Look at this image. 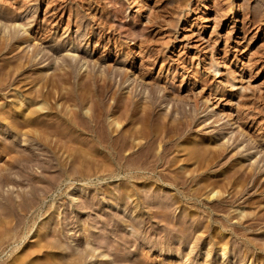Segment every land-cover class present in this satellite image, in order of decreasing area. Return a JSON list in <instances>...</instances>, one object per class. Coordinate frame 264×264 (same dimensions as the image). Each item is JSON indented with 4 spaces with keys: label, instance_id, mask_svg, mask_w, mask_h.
<instances>
[{
    "label": "rangeland",
    "instance_id": "obj_1",
    "mask_svg": "<svg viewBox=\"0 0 264 264\" xmlns=\"http://www.w3.org/2000/svg\"><path fill=\"white\" fill-rule=\"evenodd\" d=\"M263 111L264 0H0V264H264Z\"/></svg>",
    "mask_w": 264,
    "mask_h": 264
},
{
    "label": "bare ground",
    "instance_id": "obj_2",
    "mask_svg": "<svg viewBox=\"0 0 264 264\" xmlns=\"http://www.w3.org/2000/svg\"><path fill=\"white\" fill-rule=\"evenodd\" d=\"M49 1H50V0H49ZM132 1L134 2V0H131V2H132ZM107 3H108V2H107ZM131 4H132V3H131ZM131 4H130V5H131ZM102 9H103V8H102ZM102 9H101V10H102ZM113 9H114V8H113ZM99 10H100V9H99ZM109 10H110V9H109ZM239 10H240V8L238 7V5H236V6H235V11H234V13L238 12ZM136 12H137V10H135V12L132 13V15H130V16H132L131 18H133V21H134V19L137 18V17L135 18V16L137 15ZM143 12H144V11H143ZM150 12H151V10H150ZM98 13H101V11L98 12ZM102 13H103V12H102ZM106 13H107V12H106ZM96 14H97V13H96ZM119 14H120V13H119ZM105 15H106V14H104V18H106ZM147 15H149V14H147ZM106 16H107V15H106ZM155 16H156V15H155ZM98 17H99V16H98ZM149 17H150V16H145V17H144L145 19H144V21H142V23H141L143 27H146V26H144V25H145L146 23H148V21H149V19H150ZM100 19H101V18H99V20H100ZM102 19H103V18H102ZM102 19H101V20H102ZM131 20H132V19H131ZM136 21H137V20H136ZM140 21H141V20H140ZM131 22H132V21H131ZM138 22H139V21H138ZM133 23H134V22H133ZM136 23H137V22H136ZM153 23H154V22H153ZM149 24H151V23H149ZM151 25H152V24H151ZM124 27H125V26H124ZM137 27H139V26H137ZM140 27H141V26H140ZM129 28H131V27H129ZM134 29H136V28H133V29L129 30V32L132 31V30L134 31ZM141 29H143V28H141ZM144 29H146V28H144ZM147 29H148V28H147ZM123 30H124V29H123ZM121 31H122V30H121ZM127 31H128V30H127ZM138 31H139V30H138ZM123 32H124V31H123ZM198 32H199V31H198ZM131 33H132V32H131ZM131 33H130V34H131ZM137 33H138V32H137ZM142 33H143V32H142ZM198 35H199V34H198ZM138 36H139V35H138ZM142 36H143V35H142ZM199 36H200V35H199ZM143 37H144V36H143ZM143 37H142V38H139V39H141V41H143V40H142ZM200 37H201V36H200ZM133 38H134V37H133ZM136 38H137V37H136ZM203 39H204V38H203ZM140 43H142V42H140ZM207 54H208V53H207ZM207 54H206V56H209V55H210V57H211V56L213 55V50H210V51H209V54H208V55H207ZM210 57H209V58H210ZM211 60H212V59H211ZM208 61H210V59H209ZM207 64H208V63H207ZM212 67H213V66H212ZM212 69H213V68H212ZM214 69L217 71L218 68L216 67V68H214ZM214 69H213V70H214ZM206 70H208V69H206ZM208 73H209V72H208ZM217 73H219V70H218ZM217 73H216V75H217ZM200 74H201V73H200ZM206 74H207V73H205V72H202V74H201V76H202V77H201V80H202L203 84H209V79L207 78V77H208V76H207L208 74H207V75H206ZM205 75H206L207 77H206ZM199 77H200V76H199ZM199 79H200V78H199ZM232 79H235V78H232ZM210 81H211V80H210ZM222 81H223V79H222ZM225 82H226V81H225ZM223 83H224V82H223ZM226 83H227V82H226ZM203 84L201 85L202 87H204ZM224 85H225V84H224ZM209 86H210V85H209ZM211 86H213V88H214V90H215L214 93H216V92H219V89H221V86H223V85H221L220 81H218V82H215V81H214V82L211 84ZM234 86H236V85H235V82L232 84V87H231V88H232V91L235 90V87H234ZM242 88H243V87H242ZM240 89H241V87H240ZM221 91H223V90L221 89L220 92H221ZM225 91H226V90H225ZM232 91L230 92V93H231V96L236 95V94H235L236 92L234 93V91H233V92H232ZM238 91H239V90H238ZM220 92H219V93H220ZM240 92H241V91H240ZM238 93H239V92H238ZM242 93H243V91H242ZM245 93H246V92H245ZM245 93H244V94H245ZM220 94H221V93H220ZM239 94H240V93H239ZM246 94H247V93H246ZM221 95H222V94H221ZM240 95H242V94H240ZM236 97H237V95H236ZM241 97H242V96H241ZM243 97H246V96H243ZM237 98H238V99H236V101H237V100H238V101H241V98H240V97H237ZM239 98H240V100H239ZM244 100H245V99H244ZM208 101H211V99H209V96H208ZM247 101H248V100H247ZM233 102H235V101H233ZM243 102H244V101H243ZM237 103H239V107L236 106L237 104H236L234 107H237V109H239V108H240V105H241L242 102H237ZM250 103H251V102H250ZM234 104H235V103H234ZM242 104H243V103H242ZM245 105H246V104H245ZM210 106L213 107V106H214V102L212 103V101H211ZM243 106H244V104H243ZM234 107H233V108H234ZM230 108H231V106H230ZM242 108H243V107H242ZM237 109H236V110H237ZM243 109H244V108H243ZM239 110H240V109H239ZM230 111H231V110H230ZM242 111H243V110H242ZM245 111H246V110H244L243 112L245 113ZM263 112H264V111H263ZM238 113H239V112H238ZM240 113H242V112L240 111ZM219 114L221 115V118H225L226 116H229V117H230V116L232 115V114L229 113V112H228V113H223V112L221 113V110H220V109H219L218 111L215 112V115H219ZM247 114H248V113H247ZM222 115H223V116H222ZM238 115H239V114H238ZM240 116H241V114H240ZM239 118H240V117H238V119H239ZM262 118H263V117H262ZM262 118H261V119H262ZM234 119H236V118H234V117L231 116L230 120L232 121V124H235V125L237 124V126L239 127V126H240V125H239L240 123H239L238 119H236V120H234ZM261 119H260V120H261ZM263 119H264V118H263ZM258 121H259V119H258ZM229 122H230V121H229ZM254 122H255V121H254ZM258 124H259V122H258ZM263 125H264V124H263ZM258 129H259V128H258ZM254 134H255V133H254ZM206 135H208V133H207ZM210 136H211V135H210ZM253 136H254V135H253ZM260 137H261V136H260ZM210 138H212V137H210ZM258 138H259V137H258ZM235 139H236V138H235ZM257 140H258V139H257ZM258 141H259V140H258ZM260 141H261V140H260ZM213 143H216V144H217V141H214ZM216 144H215V145H216ZM257 144H258V143H257ZM206 145H210V146H211V143H210V144L207 143V144H205V146H206ZM259 145H260V144H259ZM218 146H219V144H218ZM207 148H208V149H207ZM207 148H206V149L209 150V147H208V146H207ZM210 148H213V147H210ZM214 148L216 149V150H215V149H214V150H215V152L217 153L218 156H222L223 153H226V152L228 151V148H227L226 145H222V146L220 145L219 147L216 146V147H214ZM236 159L238 160V158L235 156V158H234L233 160H236ZM213 162H215V161H213ZM211 164H212V163H211ZM214 165H215V163H214ZM235 165L237 166L238 164L236 163ZM239 165H240V164H239ZM241 166H242V165L239 166V171L241 170V168H240ZM246 166H247V165H246ZM250 166H251V167H250ZM250 166L248 165V167H249V168H248V169H249V174H250V175H257V173H259V171H256V172L254 171V169L256 168V165H254V164L252 163ZM237 167H238V166H237ZM257 167H258V166H257ZM250 168H252V169H251L252 171L250 170ZM236 169H237V168H235V170H236ZM242 169H244V168H242ZM248 169L246 168V169H244V170H241V173H242L243 171H245V170L248 171ZM257 169H258V168H257ZM257 169H255V170H257ZM258 170H259V169H258ZM205 171H206V169H205ZM237 171H238V169H237ZM247 171H245V172L247 173ZM260 172H261V171H260ZM262 172H263V171H262ZM235 173H236V172H235ZM237 173H238V172H237ZM242 174H243V173H242ZM244 174H245V173H244ZM259 174L262 175L261 173H259ZM259 174H258L259 179H258L257 177L255 178L256 181H260V177H262V176H260ZM247 175H248V174H247ZM250 175H249V177H251ZM209 177H210V176H207V178H206V182H204V183L206 184L205 186L208 187V193H215V194H216V193H219V189L216 188V187L221 186V184L218 185V183H219V178H218L217 180H213L214 177H213V178H209ZM252 178H253V176H252ZM215 179H216V178H215ZM257 179H258V180H257ZM255 180H254V181H255ZM217 181H218V182H217ZM256 181H255V182H256ZM36 245H37V244H36ZM49 246H50V245H49ZM75 264H76V262H75Z\"/></svg>",
    "mask_w": 264,
    "mask_h": 264
}]
</instances>
